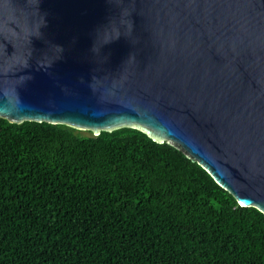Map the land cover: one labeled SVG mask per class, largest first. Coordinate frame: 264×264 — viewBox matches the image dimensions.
<instances>
[{
	"label": "water",
	"instance_id": "water-1",
	"mask_svg": "<svg viewBox=\"0 0 264 264\" xmlns=\"http://www.w3.org/2000/svg\"><path fill=\"white\" fill-rule=\"evenodd\" d=\"M0 118L144 134L264 215V0H0Z\"/></svg>",
	"mask_w": 264,
	"mask_h": 264
},
{
	"label": "trees",
	"instance_id": "trees-1",
	"mask_svg": "<svg viewBox=\"0 0 264 264\" xmlns=\"http://www.w3.org/2000/svg\"><path fill=\"white\" fill-rule=\"evenodd\" d=\"M0 264H264V215L144 134L0 118Z\"/></svg>",
	"mask_w": 264,
	"mask_h": 264
}]
</instances>
